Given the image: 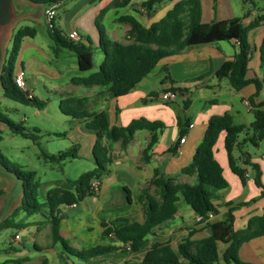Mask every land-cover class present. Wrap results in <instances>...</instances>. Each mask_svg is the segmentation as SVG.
Masks as SVG:
<instances>
[{"label":"crops","instance_id":"obj_1","mask_svg":"<svg viewBox=\"0 0 264 264\" xmlns=\"http://www.w3.org/2000/svg\"><path fill=\"white\" fill-rule=\"evenodd\" d=\"M17 1L22 6H29L30 10L17 17L15 21L20 19L27 23L24 25L30 26H33L32 23L35 21L45 23L44 6L28 0ZM114 1L63 0L56 8L55 17L59 8L62 10V14L58 16L57 21L54 19L55 26L61 30L65 37L71 30H77L81 42L88 44L89 41L93 48H98L97 24L103 26L107 36L112 40L125 41V33L132 24L149 25L156 21L153 20V15L157 10L162 9L165 13L178 0H163L151 12L145 11L141 6L143 0H131L130 4L121 8L115 7ZM238 1L199 0L200 20L210 22L234 16L242 17L250 6L246 5L243 0ZM252 1L248 16L242 19L243 24H247L262 12L264 0H261V4L258 0ZM35 36L22 41L16 65L18 69L24 70L26 88L32 91L33 96L34 92L30 88L29 78H32L34 82L40 81L44 85H50L52 80L63 76L66 68V64L55 67L47 66L33 55H31L32 63L29 66L24 64L21 55L29 48L46 54L43 46L35 43ZM263 38L264 23L259 24L248 33L252 51L246 78H256L260 82L262 81L264 90V62L261 64L259 52ZM50 40L52 41L51 38ZM6 43L8 42L4 43V48ZM64 49H59L57 55L68 50ZM235 51L236 42L234 40L215 41L186 47L172 56L159 60L133 89L119 97H110L104 92L105 88L99 86L72 84L70 78L79 76L78 74L67 77L60 84H53V89L61 97L68 95L86 97V112L105 110L109 125L125 126L131 119L138 117L161 121L164 124V128L158 132L157 141L148 151L147 162L142 160V151L150 139V133L147 130H136L125 148H122L120 141L103 139V143L108 146L111 159L109 173L102 178L95 195H88L77 204L60 207L62 218L58 224V233L70 247L83 249L101 243L103 230L101 223L103 221L116 224L121 223V219L142 222L145 214L141 195L146 187L149 188L150 193H155L154 186L149 184L154 170L164 177L193 183L195 176L183 174L182 168L191 162L210 116L227 112L232 115L234 123L250 124L249 115H243L241 107L249 113L252 110V102L258 103L264 100L261 94L252 97L255 92L254 83L234 90L226 77L216 76V71L221 65L225 61L233 59ZM72 69L80 71L77 63L72 66ZM166 74L174 81L173 84L169 81L162 82ZM172 86L182 88L183 93L176 91L177 97L174 100L163 101L160 98L161 93L171 89ZM153 92L156 95L152 96ZM245 100L248 101L249 108L244 104ZM64 116L65 118L62 120L69 126L68 131H64V135L70 140L71 145H77V156L62 162V174H49L46 180L40 181L39 191H42V194H45L52 186L70 188L65 181L64 173H67L68 178H75L93 166L92 147L96 139L95 133L86 129V118L76 119L66 114ZM178 116L186 121L182 136L179 135ZM181 137H184L183 142L179 141ZM223 139L224 132H220L213 147V155L220 164L222 175L227 180L228 186L216 191V197L212 201L215 212L211 213L205 221L198 220V215L180 199L174 216L155 227L154 233L147 237L146 243L138 252H128L119 256V250H116L115 253L90 258L87 261L78 259V264H139L152 243H168L175 248L178 242L187 237L199 239L208 235L209 229L206 227V223L222 219L227 210L226 203L235 205L232 212L234 229L244 228L252 216L264 215V151L261 150L263 156L260 158L252 157L250 154L251 161L257 163L260 168V180L263 185L261 188L254 183L249 167L246 168L244 183L231 171ZM262 141L256 146L259 149H261ZM245 149L247 150V145H245ZM124 187L130 192L131 202L129 204ZM40 223L41 226L36 224L29 229L30 234L21 247H16L0 239V251H8L7 255L0 258V264H26L31 257L40 258V264L43 261L48 264L50 254H54L59 262H61L60 257L63 256L66 263L76 264L69 255L64 254L61 250L51 253L55 245L52 239L51 224L43 216ZM27 228L28 226L25 225L20 229L26 230ZM2 233L3 230L0 231V236ZM190 233L191 235H189ZM16 235L19 238V233ZM224 248L225 244L220 243V254ZM238 257L241 262L246 264H264V235L242 243L238 250Z\"/></svg>","mask_w":264,"mask_h":264},{"label":"trees","instance_id":"obj_2","mask_svg":"<svg viewBox=\"0 0 264 264\" xmlns=\"http://www.w3.org/2000/svg\"><path fill=\"white\" fill-rule=\"evenodd\" d=\"M28 1L46 7L63 0ZM162 1L143 0L141 6L145 11L151 12ZM130 2L131 0H115L113 5L121 8ZM243 2L250 3L252 6L253 1L243 0ZM251 6L242 17L234 16L225 20L202 22L199 0H178L163 16L149 25L132 24L125 33V41L112 40L107 36L103 26L97 24L98 49L103 54L102 60L97 70L88 75L72 76L70 82L83 86H99L105 88L104 92L110 97H119L133 89L158 61L165 57L172 56L193 45L234 40L236 51L233 59L225 61L216 71V76L226 77L234 90L254 83L255 92L252 97H255L259 94L262 83L256 78H246L252 51L248 33L264 23V6L261 13L247 24H243L242 19L248 16ZM46 27L54 43L55 53L61 48L68 49L74 53L80 71L92 69L93 47L89 41L85 44L80 40H70L54 23L52 26L46 24ZM35 34V27L30 25L13 29L9 39V49L6 50L5 60L0 68V92L5 98L43 109L46 104L44 100L33 95L28 97L27 93L17 87L14 81L22 41L25 38L34 37ZM259 52L262 64L264 62V38L259 46ZM165 81L171 84L174 82L167 74L162 82ZM170 90L183 93V89L179 87L172 86ZM151 95L156 94L153 92ZM86 103V97L74 95L60 99L59 103L60 110L64 114L76 119L86 118V129L96 135L92 147L93 166L75 178L65 177L70 188L52 186L40 200L41 182L37 178L36 171L24 170L21 167L9 168L0 154V165L10 170L21 181L19 203L8 217L0 221V231L7 228H24L23 222L14 220V217L22 211L26 215L41 214L45 217L51 224L54 243L60 244L64 254L74 256L79 260L87 261L90 258L115 253L116 250H119V256L128 252H138L146 243L147 237L154 233L153 229L174 216L180 199L190 206L202 221L215 212L212 201L216 197V191L228 186L227 180L222 175L220 164L213 155V147L220 132H224L223 145L231 171L244 183L246 168L249 167L254 183L263 188L259 165L251 161L250 153L245 149V145L258 146L259 142L264 139V100L258 103L252 102L253 119L249 125L234 123L232 115L227 112L208 118L203 137L195 148L191 162L182 168L183 174L195 176L193 183L167 178L154 170L149 184L154 186L155 193H150L149 188L146 187L141 195L145 214L142 222L121 219V223L116 224L103 221L101 223L103 228L101 243L90 248L74 249L58 233V224L62 218L60 207L77 204L84 197L95 195L96 190L91 187V181L96 180L98 188L102 178L109 173L111 159L108 146L103 143V139L120 141L122 148H125L136 130H147L150 133V139L142 151V160L147 162L148 151L157 141L158 132L164 128L161 121H151L144 117L133 118L125 126L109 125L105 110L88 113L85 111ZM65 105H67L66 110ZM185 123L183 118L177 117L180 136L184 133ZM0 124L6 126L13 134L24 138H37L22 123L9 120L2 112L1 102ZM76 146L72 144L57 153H42L43 159L45 162L62 164L64 160L77 156ZM57 168L63 173L61 165ZM124 189L129 204L131 202L130 192L126 187ZM226 205L227 210L222 219L206 223L209 229L208 235L199 239L187 237L178 242L175 248L168 243H152L139 264H246L239 260L238 250L242 243L264 235V215L252 216L244 228L234 229L232 212L235 205L232 203H226ZM220 243L225 244L221 254L219 252ZM60 261L67 264L63 256L60 257ZM42 264H45V261Z\"/></svg>","mask_w":264,"mask_h":264},{"label":"rangeland","instance_id":"obj_3","mask_svg":"<svg viewBox=\"0 0 264 264\" xmlns=\"http://www.w3.org/2000/svg\"><path fill=\"white\" fill-rule=\"evenodd\" d=\"M258 2L261 4L262 1L258 0ZM246 5L251 6L250 3H246ZM61 14L62 10L59 8L57 10V16L54 19L57 21L58 16H61ZM163 15L164 10L159 9L153 15V20H158ZM55 20H53L54 25H56ZM24 24L27 23H24L23 20H14L11 24V28L4 33V43L8 42L4 48L5 54L6 50L9 49V39L13 29ZM32 25L36 29L34 41L35 43L43 46L46 54H42L34 48H29L21 55V59L24 64L29 66L32 63L31 55H33L47 66L55 67L66 64V68L63 76L52 80V84L50 85H44L40 81L34 82L32 78L28 79L30 82V88H32L34 92V96L45 101L46 104L43 109H38L34 105L21 104L9 98H5L0 92L2 112L6 115V117L16 123H22L33 136H37L36 139L24 138L20 135L13 134L6 126L0 124V135L2 136L0 139V154L4 157L9 168L18 169L21 167L24 170H35L37 178L42 182L47 179L49 174H62L57 168L61 164L45 162L42 153H57L67 149L71 145L70 140L64 135V131H68L69 126L62 120L65 116L59 106L60 99L64 97H61L52 86L53 84L56 85L62 83L64 79L71 75H88L90 72L97 70L103 54L98 48H93L92 69L89 71H76L72 69V66L76 64V57L72 51L64 49L65 52L58 55L53 51L54 43L48 36L46 23L43 24L35 21ZM51 45L52 47H50ZM261 83L262 88L259 91V95L261 94L262 99H264L263 82L261 81ZM64 109H67V105L64 106ZM241 113L243 115H249V120L250 122L252 121V112H245L244 108L241 107ZM247 150L250 152L252 157H262L263 155L261 150L264 151V139L261 143V149L251 144H247ZM51 166L55 167L50 169L49 167ZM63 176L68 177L67 173H64ZM20 194L21 192L17 182L0 171V221L8 217L11 211L18 205ZM39 197L40 200L44 198L42 191H39ZM14 220L16 222L23 221L28 228L26 230L20 228L4 229L0 239L4 242L15 245L16 247H21V244L26 241L27 236L30 234L29 229L36 224L41 226L40 221L42 220V216L41 214L26 215L24 212L20 211L14 217ZM16 233H19V238L15 237ZM60 250L62 251L60 244L55 243L51 253L58 252ZM5 254L7 255L8 251L1 250L0 258ZM70 258L76 264L79 263V260L76 257L70 256ZM40 263V258L31 257L26 264ZM48 264L63 263L59 262L54 254H50ZM67 264H70V262Z\"/></svg>","mask_w":264,"mask_h":264},{"label":"water","instance_id":"obj_4","mask_svg":"<svg viewBox=\"0 0 264 264\" xmlns=\"http://www.w3.org/2000/svg\"><path fill=\"white\" fill-rule=\"evenodd\" d=\"M30 10L29 6H22L17 0H0V68L5 60L4 33L11 26L12 22ZM0 171L16 181L21 192V181L10 170L0 165Z\"/></svg>","mask_w":264,"mask_h":264},{"label":"built area","instance_id":"obj_5","mask_svg":"<svg viewBox=\"0 0 264 264\" xmlns=\"http://www.w3.org/2000/svg\"><path fill=\"white\" fill-rule=\"evenodd\" d=\"M58 4H59L58 2H55V3H52V4H50L44 8V21L49 26H52V24H53V20H54L55 13H56V8H57ZM67 37L72 41H79L80 40V35H79L77 30H71L68 33ZM24 74L25 73H24L23 69H21V68L17 69V71L14 74V81H15V84L17 85V87H19L21 90L25 91L27 93L28 97H31L32 91H29L26 88V84L24 81ZM176 97H177V93L175 91L170 90V89L163 91L160 95V98L163 101H172ZM243 102L247 106V108H249L248 101L245 100ZM179 141L183 142L184 137H181ZM97 185H98V183L96 180L91 181V187L94 190L97 189ZM198 220H201L200 216H198ZM15 237L18 238L17 235Z\"/></svg>","mask_w":264,"mask_h":264}]
</instances>
